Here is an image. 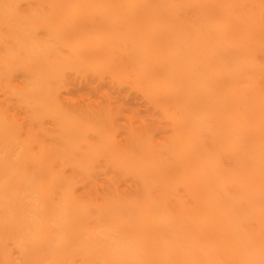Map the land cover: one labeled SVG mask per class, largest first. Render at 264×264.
I'll return each instance as SVG.
<instances>
[{
	"label": "bare ground",
	"instance_id": "obj_1",
	"mask_svg": "<svg viewBox=\"0 0 264 264\" xmlns=\"http://www.w3.org/2000/svg\"><path fill=\"white\" fill-rule=\"evenodd\" d=\"M0 264H264V0H0Z\"/></svg>",
	"mask_w": 264,
	"mask_h": 264
}]
</instances>
